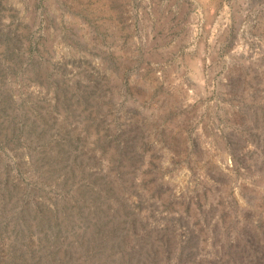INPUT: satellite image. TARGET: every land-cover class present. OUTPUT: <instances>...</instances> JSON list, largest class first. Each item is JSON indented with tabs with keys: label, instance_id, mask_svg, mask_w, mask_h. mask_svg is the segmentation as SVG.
<instances>
[{
	"label": "rangeland",
	"instance_id": "obj_1",
	"mask_svg": "<svg viewBox=\"0 0 264 264\" xmlns=\"http://www.w3.org/2000/svg\"><path fill=\"white\" fill-rule=\"evenodd\" d=\"M0 264H264V0H0Z\"/></svg>",
	"mask_w": 264,
	"mask_h": 264
}]
</instances>
